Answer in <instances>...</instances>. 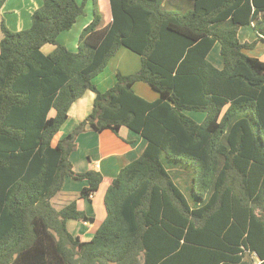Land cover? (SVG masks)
I'll list each match as a JSON object with an SVG mask.
<instances>
[{
  "label": "trees",
  "instance_id": "1",
  "mask_svg": "<svg viewBox=\"0 0 264 264\" xmlns=\"http://www.w3.org/2000/svg\"><path fill=\"white\" fill-rule=\"evenodd\" d=\"M165 1L109 0L104 25L99 0H42L29 28L1 22L0 264H264V62L250 55L264 42V0H189L186 13ZM88 2L92 19L71 52L57 37ZM247 25L256 39L241 42ZM215 44L220 68L208 60ZM44 45L55 48L44 54ZM121 48L140 68L117 71L102 92L94 80ZM137 82L157 99L138 96ZM88 91L91 112L57 139ZM87 127L126 128L146 147L114 178L78 173L70 156ZM67 177L87 181L82 199L108 183L106 216L89 241L67 221L93 218L75 201L51 204Z\"/></svg>",
  "mask_w": 264,
  "mask_h": 264
},
{
  "label": "crops",
  "instance_id": "2",
  "mask_svg": "<svg viewBox=\"0 0 264 264\" xmlns=\"http://www.w3.org/2000/svg\"><path fill=\"white\" fill-rule=\"evenodd\" d=\"M104 1L105 3H103V0H99V4L100 10L103 14L104 25H106L111 22L112 15L109 0ZM88 3L86 4L87 9H85L89 14L79 17L75 23L80 27H78L76 31L71 34L70 31L75 27L74 24L70 30L60 33L57 37V42L64 45L69 51H71L69 46L73 48V52L77 50L79 34L92 19V4L90 10L87 7L89 6ZM41 5L42 0H7L0 9V27L1 22H4L5 26L13 32L28 28L31 24L30 17L32 13ZM164 7L169 10L174 9L179 13H186L192 7V1L168 0L165 1ZM20 17L24 20L23 26L25 27H20L18 25ZM10 19L12 27L14 26L16 30L10 29L8 25ZM1 37L2 33L0 29V39ZM238 38L241 42L253 41L256 38V35L252 30V26L247 25L240 27L238 31ZM262 43L263 51L261 54L259 53L255 55L250 52V55L264 62V42ZM217 46L219 45H214L213 49L208 55V60H213L214 65L220 67L222 62L221 56L220 61L219 59L217 60V55L214 56V53H212L213 50L217 49ZM54 48L55 46L53 45H44L42 47V52L44 54H49L54 50ZM123 49L125 48H121L112 59L115 57L117 58V55L121 51H124ZM122 55L123 57L125 56V54ZM122 61L123 60L117 64L118 68L115 73L119 71L123 75H128L136 72L140 68V58L139 60L137 58H133L130 61V65H127L128 63L125 62V69H122V65L124 64ZM115 73L113 79H107L105 84H97V82L95 84V80L94 84L100 91L103 92L104 88H107L115 83ZM139 83L140 82H137L134 85V90L138 96L142 97L148 102H152L157 99L158 96L155 92L152 91L153 93L150 94V92H148V90H146L145 87ZM93 98V93L88 91L80 99L72 104L68 113V119L58 133L57 139L61 138V135L65 136L70 133L79 122L85 119V117L92 110ZM145 147L146 141L140 135L126 128H123L120 131V136H116L110 131H104L99 134L87 127L86 131L78 137L77 149L71 154L70 160L73 164L74 171L78 173H83L88 170H95L101 173L105 178L110 179L114 178L122 167L137 159L142 154ZM69 179L71 178H65V184H63L60 192L51 199V204L56 210L59 211L69 203L75 201L78 210L83 211L88 217L93 218V223L74 220L67 221V228H69V224L72 223L71 229H68L71 234L81 236L82 240L84 241H89L106 216L103 199L108 187V183L102 182L99 185L97 192L93 194L91 198L82 199L80 198V192L84 187L88 186L87 181H77V186L68 187V183L70 181ZM71 180L73 181V179ZM66 185L67 190L65 188ZM253 260L255 264L259 263V259L255 256H253Z\"/></svg>",
  "mask_w": 264,
  "mask_h": 264
},
{
  "label": "rangeland",
  "instance_id": "3",
  "mask_svg": "<svg viewBox=\"0 0 264 264\" xmlns=\"http://www.w3.org/2000/svg\"><path fill=\"white\" fill-rule=\"evenodd\" d=\"M14 1H16V0H14ZM103 3H105V1L103 0ZM89 4V6H87L90 10H91V3H88ZM87 9V8H86ZM85 9V10H86ZM85 14L83 15V16H85L86 14L88 15L89 13H88V11L86 10L85 12H84ZM10 22H8V25H9V27H10V29L11 30H16V28H14V26L12 27V23H11V19L9 20ZM23 19L20 17V19H19V23H18V25L20 26V27H25V26H23L24 24H23ZM78 27H80V26H78L77 24H75V27L74 28H72L71 29V31H70V33L71 34H73V32H75L76 31V29L78 28ZM29 28V27H28ZM25 29H27V28H25ZM24 30V29H23ZM19 31H21V30H19ZM17 32V31H16ZM256 39V38H255ZM254 39V40H255ZM253 40V41H254ZM250 42V41H249ZM263 43L262 42H258V44L255 46V49L254 50H252L251 52H252V54H255V55H257V54H261V52L263 51V45H262ZM69 49H71V52H73V48H71V46H69ZM124 51H121L117 56V58L115 59H112L111 61H109L108 62V64H107V66H106V68L104 69V71L102 72V73H100L98 76H97V78L95 79V84H96V82H97V84H105L106 83V81H107V79H113V77H114V73H115V71L117 70V68H118V66H117V64H119V62L121 61V60H123L122 62L124 63L123 65H122V69H125V62H127L128 64L127 65H130V61L133 59V58H137L138 60H139V56L137 55V54H135V53H133V52H130L129 50H125V49H123ZM212 53H214V56H216L217 55V60L219 59L220 61H221V58H220V54H219V46H217V49H215V50H213V52ZM211 53V54H212ZM122 54H125V56L123 57V55ZM263 59V58H262ZM211 61V60H210ZM216 61V60H215ZM140 62V61H139ZM211 63L214 65V61L212 60L211 61ZM221 65H222V62H221V64H220V67H221ZM214 66H216V65H214ZM127 67V66H126ZM216 67H219V66H216ZM219 67V68H220ZM139 70V69H138ZM137 70V71H138ZM133 73H135V72H133ZM139 84H141L142 86H144L145 87V89L146 90H148V92H150V94H152L153 92H152V90L145 84V83H139ZM114 84H112V85H110L109 87H111V86H113ZM105 87V86H104ZM109 87H107V88H104V91H106V89H109ZM155 94V93H154ZM184 114L185 115H187V116H189L191 119H193L196 123H201L203 120H204V118H205V114L203 113V112H195V111H185L184 112ZM63 136L61 135V138H62ZM75 161H76V159H75ZM81 173V172H80ZM70 181H69V183H68V187H71V186H77V181H72L71 179H69ZM74 182V183H73ZM65 184V183H64ZM65 188H66V190H67V185L65 186ZM183 190V192L185 193V195H187V192L184 190V189H182ZM60 192V191H59ZM58 192V193H59ZM57 193V194H58ZM56 194V195H57ZM71 224L72 223H70L69 224V228L68 229H71Z\"/></svg>",
  "mask_w": 264,
  "mask_h": 264
},
{
  "label": "built area",
  "instance_id": "4",
  "mask_svg": "<svg viewBox=\"0 0 264 264\" xmlns=\"http://www.w3.org/2000/svg\"><path fill=\"white\" fill-rule=\"evenodd\" d=\"M92 196V195H91ZM91 196L89 198H91Z\"/></svg>",
  "mask_w": 264,
  "mask_h": 264
}]
</instances>
